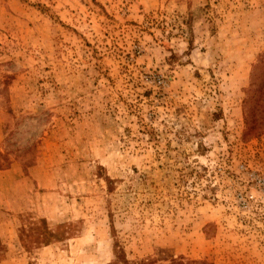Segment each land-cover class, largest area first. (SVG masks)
Listing matches in <instances>:
<instances>
[{"label":"rangeland","instance_id":"374dc122","mask_svg":"<svg viewBox=\"0 0 264 264\" xmlns=\"http://www.w3.org/2000/svg\"><path fill=\"white\" fill-rule=\"evenodd\" d=\"M262 55L264 0H0V264H264Z\"/></svg>","mask_w":264,"mask_h":264},{"label":"trees","instance_id":"16d2710c","mask_svg":"<svg viewBox=\"0 0 264 264\" xmlns=\"http://www.w3.org/2000/svg\"><path fill=\"white\" fill-rule=\"evenodd\" d=\"M264 102V55L260 57L257 64L253 67L250 76V85L244 99V123L246 125V134L258 136L264 131V109H257L258 103ZM261 115V116H260ZM260 116V117H259ZM10 160L5 154H0V171L9 168ZM42 243L48 244L49 237L52 233L45 229ZM121 264H153L154 261L145 259L138 262H129L123 255L120 258ZM170 264H210L206 261H188L185 262L182 258L170 260Z\"/></svg>","mask_w":264,"mask_h":264}]
</instances>
